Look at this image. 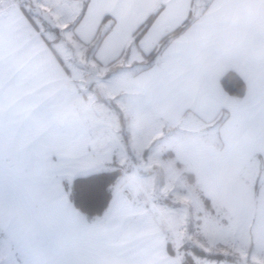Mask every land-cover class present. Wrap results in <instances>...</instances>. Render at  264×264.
<instances>
[{
    "label": "crops",
    "instance_id": "0c3cea01",
    "mask_svg": "<svg viewBox=\"0 0 264 264\" xmlns=\"http://www.w3.org/2000/svg\"><path fill=\"white\" fill-rule=\"evenodd\" d=\"M60 1L68 20L58 27L75 53L83 50L93 66L120 57L141 63L136 70L126 63L100 85L129 116L131 154L118 120L91 111L62 119L69 105L87 98L75 92L51 49L49 41L58 40L47 38L14 0L0 3L2 264H181L184 254L172 242L182 226L170 210L177 200L183 211L192 202L198 207L192 230L183 234L212 252L264 264V0ZM189 20L153 60L144 59ZM229 71L244 82L240 98L220 84ZM90 101L105 111L97 98ZM187 113L192 137L160 135ZM140 117L159 128L155 136L147 138L146 126L135 130ZM152 138L160 141L149 147ZM113 169L121 175L101 216L88 219L70 200L74 219L60 223L45 206L37 220L29 200L39 180L54 175L69 197L66 184ZM168 172L189 184L165 183ZM125 185L134 191L132 203L122 197ZM191 256L196 264H231Z\"/></svg>",
    "mask_w": 264,
    "mask_h": 264
},
{
    "label": "rangeland",
    "instance_id": "374dc122",
    "mask_svg": "<svg viewBox=\"0 0 264 264\" xmlns=\"http://www.w3.org/2000/svg\"><path fill=\"white\" fill-rule=\"evenodd\" d=\"M4 1L5 0H0V3L4 4ZM14 1L22 7V9L25 11V13H28L29 15H31L32 19L34 20V22L37 25V28L40 29L42 31V33L47 38L52 39V40L54 38V39H56V41L58 40L57 42L49 41L51 49L55 53L58 54V56H59L58 58H61L64 67H66L68 69V71L72 77L71 83H72V87L75 90V92L77 89V91H79L81 94V91L83 90V93L87 98V100H85V101H86V104L89 105L90 111L95 113L96 115H103L102 118H105L111 122L113 120L115 122H117V120L119 121V114L118 113H121V114H122V112L124 113L122 108H120V106H119L118 107L119 110H117V108L115 109L114 105L111 104L109 101L108 102L101 101V103L106 105V106L102 105V108H104L105 111H102V110L97 111V105L93 102L91 103V101H90L93 98H96V95L92 91L91 86H89V85L91 84L92 86L99 87L100 94H102L101 96L106 97L104 87L100 86L101 84L107 85L106 81H103V79L105 78L106 71H108L112 68H120L119 71L123 70L124 68H126L125 67L126 63H128L129 67L132 70H136L141 65V63L140 62L129 63V62H126V60H124V58H120L116 63H113L110 66H105V67H100V66H96V65L93 66L91 63H89L86 60V57H85V54L83 53V50L81 52H79V50H77V52H76L77 55H76L73 47L70 45V47H71L70 48L65 43V39L63 37V32L58 27V26H62L64 23L63 24H61V23L65 22L66 19L68 20L67 16L63 12L64 11L63 8L61 7L62 1H60V0H14ZM197 2H198V0H195V4ZM50 27H56L57 28L56 32L51 31ZM68 43H70V42H68ZM144 59H147V58L145 57ZM145 63H147V61L143 62V64H145ZM119 76H121V75L115 76V77H117L115 81L119 80ZM112 98H114V96H112ZM112 101H114V99H112ZM113 113H114V115H113ZM122 115H123V118L125 119V123H127L129 120L128 119L129 116L127 115L125 117L124 114H122ZM189 119H190V115H189V113H187L184 116V118L180 121V123L178 124L179 126L171 127L170 129L167 128V129H169L168 132H167V129H164L160 135H162V133H166V134L173 133L175 135V138L179 137V139L185 138V136L192 137L191 132H188V121H189ZM117 124H118V122H117ZM109 127L111 128V126H109ZM138 129L139 128L135 126V130L137 131ZM145 129L148 131V136H147L148 139L150 137L155 136L156 134H154V133L159 131L158 130L159 128L156 125L146 126ZM131 130H133V129L131 128ZM212 137L215 140L219 139L218 135H216V133H213ZM144 138H145V136H144ZM152 139L154 140L155 138H152ZM159 141L160 140H154V142L151 141L152 143L149 144V147H151V146L153 147V146L157 145ZM160 144H162V143H160ZM164 182L167 184L180 185V186L183 183L189 184L188 178H184L183 176L180 175L179 172H171V173L168 172V173H166ZM166 194L168 195V194H170V192H167ZM168 196H170V195H168ZM193 198H195V197L192 196V199ZM158 200L162 201V197L158 198ZM174 200H177V199L174 198L173 201ZM178 202H179L178 200L174 201V207L172 206L170 208V210L173 209L176 211V213H177L176 215H177V217H180V220L182 222V226L179 224L177 225L178 238L173 240L172 242L176 243L178 250H180V253L182 255L186 254V253L191 254V251L188 248H190L192 246H196V247H198V248H200L206 252H212V250H210V249L207 250L202 245H199L197 243L198 242L197 239L195 240V235H193V237H189V234H183L184 231L189 232L190 230H192V220H194V218L196 217V216H193V213H194V211H196L198 209V207L196 206V203L192 202V206L191 205L188 206V208H186V211H183L182 207L185 209L186 205L182 204L181 206H178L179 205ZM183 223H185V224H183ZM193 229L195 231V229H197V228L195 227ZM179 234H180V237H179ZM3 247H4V243H2V238L0 237V264H2V262H4V260H5V258H3V253H2ZM213 249H215V248H213Z\"/></svg>",
    "mask_w": 264,
    "mask_h": 264
},
{
    "label": "trees",
    "instance_id": "16d2710c",
    "mask_svg": "<svg viewBox=\"0 0 264 264\" xmlns=\"http://www.w3.org/2000/svg\"><path fill=\"white\" fill-rule=\"evenodd\" d=\"M26 14L28 15L29 19L32 20V23L36 24L33 21L31 15H29L28 13ZM153 17H154L153 15L150 16L144 22V24H142L138 28V30L134 33V38H133L134 41H137L139 37L144 33V31L146 30V28L152 21ZM189 23H190V20L186 22L182 27L178 28L177 30H174L164 35V37L160 40L157 48L154 51L150 52L148 55H146L148 62L153 60L154 57L158 54V52L166 44H168L170 40L178 36L189 25ZM50 30L56 32L57 28L50 27ZM65 43L68 47H70V43H68L66 40H65ZM120 58H123V57H120ZM116 62L117 60L114 62H111L107 66H110ZM119 69L120 68H112L106 71L105 78L116 73L117 71H119ZM220 84L222 88L224 89V91L228 93L230 96L240 98L245 93L244 82L237 74H235L232 71H229L225 75L222 76V78L220 79ZM89 86H91L92 91L95 93L98 101L100 102L109 101L111 104L114 105L115 109L117 108V110H119V108L114 104L111 98H108L107 96L106 97L101 96L102 94H100L99 87L92 86L91 84ZM118 114H119L118 122H119V127H120V133L122 135V141L124 143L126 152L128 154H131V148L129 145V137L126 131L125 119L123 118V115L121 113H118ZM148 150L149 148L144 150V154H146ZM120 175H121V171L119 169H113V170H109L106 172H98V173L91 174L85 177L76 178L69 184H66L65 187L68 191L69 197H71L72 195L73 187H76L79 190H83V189L91 190V197L89 199L81 198L78 201L71 200V202L74 204V206L78 210L84 213L88 219H94V218L101 216L104 213V210L106 209L108 202L111 198L112 187L116 184ZM188 249L191 251V254H188V253L184 254V256L182 257L181 264H196L191 255L203 256L211 260L223 261V262L231 263V264H259L257 262L249 260L248 258H242L238 254H225L221 252H206L196 246H192Z\"/></svg>",
    "mask_w": 264,
    "mask_h": 264
},
{
    "label": "snow or ice",
    "instance_id": "6c2138e0",
    "mask_svg": "<svg viewBox=\"0 0 264 264\" xmlns=\"http://www.w3.org/2000/svg\"><path fill=\"white\" fill-rule=\"evenodd\" d=\"M91 197L90 189L79 190L73 187L71 197L64 195V186L62 182H58L56 177L48 176L38 181L31 199L30 206L35 210L38 221L43 218L42 208L46 206L48 213L60 223L68 219H74L70 200L89 199ZM3 221L0 220V223ZM83 227V225H80Z\"/></svg>",
    "mask_w": 264,
    "mask_h": 264
},
{
    "label": "clouds",
    "instance_id": "9594fccd",
    "mask_svg": "<svg viewBox=\"0 0 264 264\" xmlns=\"http://www.w3.org/2000/svg\"><path fill=\"white\" fill-rule=\"evenodd\" d=\"M191 90L195 92L196 84L193 82ZM90 109L89 106L86 105L83 101H77L73 104L69 105L62 113V119L64 120H75L80 119L83 116L89 115ZM148 124L147 117H140L136 121H134V126L136 127H145Z\"/></svg>",
    "mask_w": 264,
    "mask_h": 264
},
{
    "label": "built area",
    "instance_id": "2783aa9c",
    "mask_svg": "<svg viewBox=\"0 0 264 264\" xmlns=\"http://www.w3.org/2000/svg\"><path fill=\"white\" fill-rule=\"evenodd\" d=\"M111 99H114V98L111 97ZM122 197L125 202L132 203L135 197L133 189L126 185L123 186L122 187Z\"/></svg>",
    "mask_w": 264,
    "mask_h": 264
}]
</instances>
